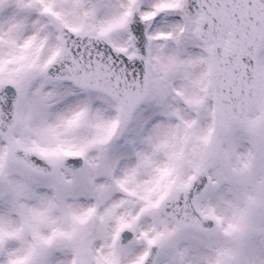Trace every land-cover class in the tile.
Segmentation results:
<instances>
[{"label": "snow or ice", "instance_id": "snow-or-ice-1", "mask_svg": "<svg viewBox=\"0 0 264 264\" xmlns=\"http://www.w3.org/2000/svg\"><path fill=\"white\" fill-rule=\"evenodd\" d=\"M0 264H264V0H0Z\"/></svg>", "mask_w": 264, "mask_h": 264}]
</instances>
